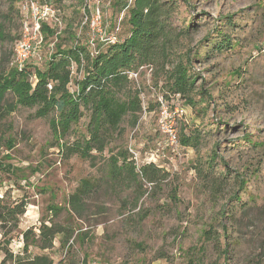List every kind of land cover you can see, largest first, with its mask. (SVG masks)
Instances as JSON below:
<instances>
[{
	"label": "rangeland",
	"instance_id": "374dc122",
	"mask_svg": "<svg viewBox=\"0 0 264 264\" xmlns=\"http://www.w3.org/2000/svg\"><path fill=\"white\" fill-rule=\"evenodd\" d=\"M34 1L52 6L62 26L46 24L61 33L56 38L42 32V43L27 64L32 78L35 69L46 70L57 43L72 47L78 38L95 54L103 41L94 37L85 20L98 9L104 29L112 36L117 33L113 25L119 17L113 14L111 0ZM26 2L0 0L6 37L0 40V64L13 59ZM174 3L173 35L191 23L190 34L179 39L168 66L158 60L131 78L141 110L137 119L124 118L96 166L79 156L64 159L55 146L50 117L36 118V107H19L0 117V198L9 206L27 205L7 238L0 229V262L9 255L13 259L6 264H15L16 257L46 255L54 264H254L264 256V0ZM129 28L122 23L120 39L129 35ZM226 38L233 48L219 51L217 45ZM180 60L196 78L191 94L195 106L168 89L171 70ZM71 69L69 88L74 92L83 72L74 63ZM14 100L12 93L6 95L5 102ZM82 111L84 116L66 137L70 144L89 135L91 112L84 107ZM171 126L178 134L174 145L163 132ZM187 137L191 146L182 142ZM120 149L128 150L137 171L152 163L170 175L154 188L143 182L145 194L136 207L134 184L103 181L106 159ZM85 179L97 181L99 189L86 201L82 217L66 210L54 216L50 208L69 209V196ZM243 179L245 186L240 184ZM52 221L75 230L69 249L61 247L59 236L51 250L30 246L25 252L24 233L38 235L41 225ZM210 229L208 239L204 233ZM79 232L88 239L74 241Z\"/></svg>",
	"mask_w": 264,
	"mask_h": 264
},
{
	"label": "trees",
	"instance_id": "16d2710c",
	"mask_svg": "<svg viewBox=\"0 0 264 264\" xmlns=\"http://www.w3.org/2000/svg\"><path fill=\"white\" fill-rule=\"evenodd\" d=\"M111 8L113 14L119 17L113 25L117 33L112 36L110 35L112 31L105 28V38L112 41L101 42L95 54L88 45L81 44L78 38L75 39L76 43L72 47L64 48L62 43H57L54 53L50 55L46 70L35 69L34 74L37 79L35 84L29 80L32 72L28 65L23 71H18L9 66L10 60L8 61L7 58L0 64V117L4 119L10 116L19 107H36V118L50 117L55 146L62 153L63 158L79 156L89 161L92 166H96V160L103 156L110 136L118 131L124 118L132 115L137 119L136 116L141 110L139 93L131 86V74L154 65L158 60L162 61L164 68L168 66L171 55L179 48V39L187 37L192 29L190 23L178 34L173 35L170 19L176 8L174 0H111ZM122 23L130 26L129 35L123 40L118 36ZM43 32L55 37L54 31L46 25L43 26ZM219 35L223 33L220 32ZM5 38L3 27L0 25V40ZM232 46L231 40L226 38L219 42L217 49L222 51L233 48ZM187 62L189 64V60ZM73 63L83 72L82 78L76 81L77 89L74 92L69 88L73 81L71 69ZM168 80L170 81L168 89L174 96L185 98L189 104L195 106L191 94L195 90L196 78L189 72V67L183 60L173 66ZM8 93L14 95V101L5 102ZM82 107L91 112L87 129L89 135L88 137L83 135L70 144L66 137L72 133L73 126H76L84 116ZM191 141V137L182 140L185 146H191ZM7 144H10L9 147L13 146L12 141H7ZM5 158L9 159V154ZM105 165L107 168L104 182L112 184L128 182L129 185H135L138 192L134 201L135 207L145 194L143 182L151 184L154 188L166 182L170 176L152 163L140 167L137 171L127 149L112 153L106 159ZM3 167V164H0V169ZM246 183V179L240 181L241 186H245ZM98 189L97 181L85 179L69 196L66 204L69 209L52 206L50 211L54 216H58L66 210L68 214L73 213L80 218L86 210V201ZM176 192L175 188L172 191L174 200ZM235 198L238 201L241 199L237 195ZM26 207L25 202L9 206L5 197L0 198V229L3 238H7L18 226L19 218L25 214ZM226 213L227 211H223L222 214ZM74 232V229L53 221L50 225L43 223L38 235L32 230L24 233V251L28 252L30 246L43 251L51 250L59 236L61 247L69 249L68 245L73 239ZM212 233L210 229L204 234L209 239ZM86 239H88L87 233L79 232L74 241L84 242ZM6 243L8 244V240ZM3 250L8 253V246ZM9 259H13V255L7 256L0 264H6ZM14 263L54 264V261L43 255L33 258L16 257ZM61 264L66 263L63 261ZM67 264H76V262L71 261ZM254 264H264V256Z\"/></svg>",
	"mask_w": 264,
	"mask_h": 264
},
{
	"label": "built area",
	"instance_id": "2783aa9c",
	"mask_svg": "<svg viewBox=\"0 0 264 264\" xmlns=\"http://www.w3.org/2000/svg\"><path fill=\"white\" fill-rule=\"evenodd\" d=\"M26 4L23 7L22 15V34L15 46L13 59L10 62V67L15 68L18 71H23L28 64V61L36 54L38 46L42 43L43 26L49 22H52L56 28H61L62 21L60 20L57 11L50 5H39L34 0H26ZM91 30L94 37L100 38L103 42L112 41L107 39L106 31L103 26L102 12L98 9L91 17H86L85 20ZM60 30L55 32V37L58 38ZM138 73H132L131 78L137 77ZM30 82L35 84L36 76L30 77ZM52 87L50 86V89ZM163 104V103H161ZM163 128V127H162ZM165 129V128H164ZM163 132L167 134V139L170 144L174 145L178 143V134L174 127L166 128Z\"/></svg>",
	"mask_w": 264,
	"mask_h": 264
}]
</instances>
